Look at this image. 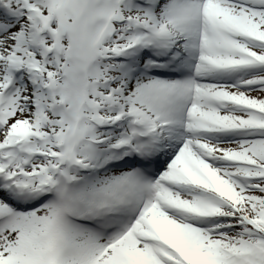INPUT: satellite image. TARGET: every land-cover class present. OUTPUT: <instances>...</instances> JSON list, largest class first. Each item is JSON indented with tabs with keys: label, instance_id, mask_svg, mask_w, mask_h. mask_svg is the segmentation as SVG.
<instances>
[{
	"label": "snow or ice",
	"instance_id": "1",
	"mask_svg": "<svg viewBox=\"0 0 264 264\" xmlns=\"http://www.w3.org/2000/svg\"><path fill=\"white\" fill-rule=\"evenodd\" d=\"M0 264H264V0H0Z\"/></svg>",
	"mask_w": 264,
	"mask_h": 264
}]
</instances>
